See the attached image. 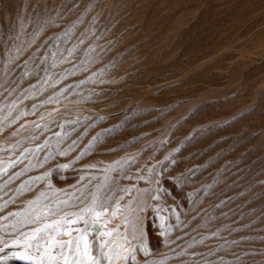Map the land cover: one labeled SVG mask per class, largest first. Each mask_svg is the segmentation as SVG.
<instances>
[{
    "label": "rangeland",
    "instance_id": "374dc122",
    "mask_svg": "<svg viewBox=\"0 0 264 264\" xmlns=\"http://www.w3.org/2000/svg\"><path fill=\"white\" fill-rule=\"evenodd\" d=\"M84 220L100 264H264V0H0V264Z\"/></svg>",
    "mask_w": 264,
    "mask_h": 264
},
{
    "label": "snow or ice",
    "instance_id": "6c2138e0",
    "mask_svg": "<svg viewBox=\"0 0 264 264\" xmlns=\"http://www.w3.org/2000/svg\"><path fill=\"white\" fill-rule=\"evenodd\" d=\"M100 213H96L92 217V222L98 221L100 218ZM83 216H78L75 220H69L67 221L68 224H76L80 220H83ZM84 223L86 227L84 229L77 230L78 235L74 239H70L67 244H55V237H52L48 248H46V253L49 255L51 259H54L52 257L50 251L48 249L55 247L59 249H64L67 247L69 249V252L67 254L61 253L63 257V264H100L98 259H95L92 256L91 253V244L88 241V231H87V225L89 223L88 220H84ZM46 227H51V225H46ZM38 231H40L38 229ZM65 235H70V232H65ZM101 235H111V233H101ZM106 245H101V248H104ZM0 251H3L2 248H0ZM105 258H108L109 260L112 259L111 255L109 253H103ZM117 258H119V253L116 254ZM71 257V258H70ZM15 258H19L22 260H30L31 256L27 255L25 253H19L16 255Z\"/></svg>",
    "mask_w": 264,
    "mask_h": 264
},
{
    "label": "bare ground",
    "instance_id": "6f19581e",
    "mask_svg": "<svg viewBox=\"0 0 264 264\" xmlns=\"http://www.w3.org/2000/svg\"><path fill=\"white\" fill-rule=\"evenodd\" d=\"M114 235H110V237H113ZM126 249V246H125V244L123 243L121 246H120V250L122 251V252H124V250Z\"/></svg>",
    "mask_w": 264,
    "mask_h": 264
}]
</instances>
